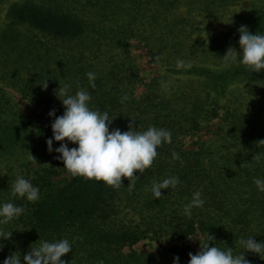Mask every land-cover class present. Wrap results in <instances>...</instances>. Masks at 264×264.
Masks as SVG:
<instances>
[{"label":"trees","instance_id":"16d2710c","mask_svg":"<svg viewBox=\"0 0 264 264\" xmlns=\"http://www.w3.org/2000/svg\"><path fill=\"white\" fill-rule=\"evenodd\" d=\"M70 1L78 6L70 13L32 1L13 4L0 31V82L40 110L35 122L23 116L0 85V203L26 208L19 219L0 225L5 235L11 232L0 240V264L16 252L23 264L31 247L62 238L72 244V252L61 258L66 264H162L133 249L142 241L172 244L167 254L172 262L178 256L179 264H188L193 254L179 243L195 235L203 237L201 246L211 235L210 246L234 252L240 250L241 237L264 241V193L253 182L264 178V70L226 67L228 47L239 52V32L204 37L202 28L223 20L243 1H253L256 10L244 26L264 34V0ZM131 42H138L161 71L149 82L131 55ZM178 60L191 67L178 68ZM89 72L96 74L95 88ZM66 83L73 93L80 88L90 92V107L113 119L110 131H128L131 123L133 130L155 126L172 133V143L157 149L153 166L139 175L135 187L123 177L118 189L73 177L59 154L48 151L55 118L48 113L63 114L57 95ZM140 87L143 93L137 96ZM238 87L247 94L232 95ZM124 96L128 99L122 103ZM215 121L220 124L210 132ZM205 132L209 140L186 149L187 139ZM173 152L180 160L172 159ZM18 175L40 189L38 202L11 195ZM63 175L67 180H60ZM169 176L181 183L154 199L152 182ZM196 191L206 203L188 219L183 206ZM243 254L250 264H264V257Z\"/></svg>","mask_w":264,"mask_h":264},{"label":"clouds","instance_id":"9594fccd","mask_svg":"<svg viewBox=\"0 0 264 264\" xmlns=\"http://www.w3.org/2000/svg\"><path fill=\"white\" fill-rule=\"evenodd\" d=\"M238 32L239 52L229 46L223 57L225 66L242 64L252 73L264 70V34H252L246 26H241ZM177 67L190 68L191 64L178 60ZM86 75L90 87L95 88L96 74L89 72ZM43 86L46 88V83ZM58 89L57 97L62 102L64 112L60 116L55 115V109L48 113L50 118H55L51 123L52 137L46 144L50 153L55 151L59 154L57 159L63 162V168L73 177L95 180L116 189L122 187L123 177L129 181L127 186L133 188L139 175L153 166L158 156L157 149L172 143V133L155 126L140 131L133 130L130 123L128 131L122 132L118 128L110 131L113 119L107 111L93 110L90 107L92 96L89 91L80 88L73 93L72 86L67 83ZM127 99L124 96L121 102ZM54 141L59 142V147L55 149ZM69 144L76 147L69 148ZM172 159L178 161L180 157L173 152ZM256 159L259 161L260 155ZM253 182L258 192L264 193V178H255ZM180 183L178 177L169 176L162 181H153L150 190L154 199L159 200L163 196L161 190H175ZM11 195L29 203H36L41 198L40 189L33 185L32 179L21 175L14 180ZM205 203L202 192L196 191L183 206V214L191 219L193 209L203 208ZM25 212L24 206H18L14 202L0 203V225L19 219ZM10 236L11 232L5 235L0 231V240H7ZM253 237H241L238 241L240 250L234 252L232 247L224 249L215 244L210 246L214 237L209 235V242L204 243L196 254L189 253L188 264H250L243 252L252 253L260 259L264 257V241L257 242ZM2 247L0 244V248ZM69 252H72V244L67 238L52 242L44 240L38 246L31 247L23 256V264H66L61 258ZM16 253L6 257L2 264H22L21 254ZM173 264H179L178 256L173 258Z\"/></svg>","mask_w":264,"mask_h":264},{"label":"rangeland","instance_id":"374dc122","mask_svg":"<svg viewBox=\"0 0 264 264\" xmlns=\"http://www.w3.org/2000/svg\"><path fill=\"white\" fill-rule=\"evenodd\" d=\"M24 1H32L35 4L49 6V7H56L57 9L69 12L70 7L78 9L76 2H72L70 0H5L4 4L0 6V31L5 27L4 24L6 23V15L8 9L13 4L21 3ZM80 2V1H79ZM257 4L253 1H243L238 6L229 9L225 13V17L223 20L211 24L206 23L202 28L205 30V36L207 34H211L210 36H221L231 30L235 31L245 25V22L248 18L252 16V14L256 10ZM80 10V9H79ZM131 55L136 58L137 63L141 69L142 77L144 78L145 82H149L152 78L160 74V69L153 65L150 62L149 55L146 50L142 48V46L138 42H131ZM62 47V46H61ZM0 85L3 86L6 91L10 94L13 100L19 105L21 110V114L35 122L36 117L40 114V110L36 109L32 104L25 98H23L19 93L13 90L11 87L7 86L2 81ZM248 89L245 90V87H238L231 91V94L237 93H245L247 94ZM143 93V87L137 89L136 94L140 96ZM220 122L215 121L210 124L209 130L210 132L215 131V129L219 126ZM211 138V134L203 133L201 136H195L193 138H189L186 140V149H193L195 148V143L198 140L207 141ZM60 180H67V175H63ZM203 241V237L201 235H195L184 242L179 243L185 244L191 247L193 254H196L201 247ZM172 244H155L150 243L149 241H142L133 247L139 253L144 254H151L154 255L158 260L162 262V264H173L172 260L169 258L167 254L168 249L171 247ZM130 251V249H126V252ZM164 255L166 258H160V255Z\"/></svg>","mask_w":264,"mask_h":264}]
</instances>
